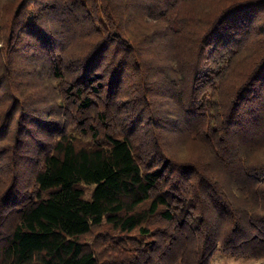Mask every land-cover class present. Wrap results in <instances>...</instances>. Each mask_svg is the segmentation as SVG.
I'll list each match as a JSON object with an SVG mask.
<instances>
[{
    "label": "trees",
    "instance_id": "obj_1",
    "mask_svg": "<svg viewBox=\"0 0 264 264\" xmlns=\"http://www.w3.org/2000/svg\"><path fill=\"white\" fill-rule=\"evenodd\" d=\"M217 252L264 264V0H0V264Z\"/></svg>",
    "mask_w": 264,
    "mask_h": 264
},
{
    "label": "rangeland",
    "instance_id": "obj_2",
    "mask_svg": "<svg viewBox=\"0 0 264 264\" xmlns=\"http://www.w3.org/2000/svg\"><path fill=\"white\" fill-rule=\"evenodd\" d=\"M23 61L21 60L20 63H23ZM202 74L203 72L200 75ZM259 262L260 260L231 257L217 252L211 264H259Z\"/></svg>",
    "mask_w": 264,
    "mask_h": 264
}]
</instances>
